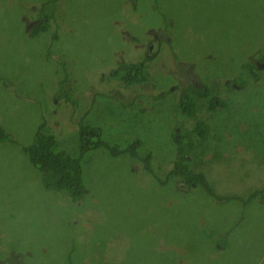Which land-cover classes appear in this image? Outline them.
I'll use <instances>...</instances> for the list:
<instances>
[{
  "label": "rangeland",
  "instance_id": "1",
  "mask_svg": "<svg viewBox=\"0 0 264 264\" xmlns=\"http://www.w3.org/2000/svg\"><path fill=\"white\" fill-rule=\"evenodd\" d=\"M45 1L0 0V264H264V195L251 196L264 189V0H56L40 30ZM124 62L148 79H112ZM180 65L215 109L205 98L183 112L200 87ZM43 124L79 161L77 199L45 189L25 152ZM85 126L107 147L81 156ZM174 130L213 195L160 184L180 154ZM135 141L137 156L115 155Z\"/></svg>",
  "mask_w": 264,
  "mask_h": 264
},
{
  "label": "trees",
  "instance_id": "2",
  "mask_svg": "<svg viewBox=\"0 0 264 264\" xmlns=\"http://www.w3.org/2000/svg\"><path fill=\"white\" fill-rule=\"evenodd\" d=\"M56 0H46L39 7V17L41 19V25L38 27L40 30L49 28L48 19L51 15L48 13L49 7L54 6ZM136 0H132V2ZM157 1V0H156ZM36 31V30H35ZM150 59V58H149ZM264 61V57H263ZM124 67H123V66ZM145 64L132 65L121 63L119 69L110 73L111 78L120 80L125 84H134L144 82L148 79L145 73ZM194 91H197L193 93ZM185 99L182 102L183 112L192 117L196 113L197 98H205L209 100L208 109L212 111L216 108V100L210 98L208 93H202L193 87H188L185 93L182 94ZM194 96H198L196 99ZM206 100V99H205ZM222 106L221 103H219ZM204 122H197V128H194V135L200 132H204ZM47 127L45 124L41 125L37 131L33 142L25 148V152L29 157L31 163L36 166L43 174V187L47 190H54L58 192H64L68 196L76 199L84 194V186L82 184L81 174L79 172L78 160L71 158L70 156L60 152L58 141L53 136L47 134ZM102 131L99 128L82 127L80 129V153L81 156L88 153L91 150H97L101 147H105L106 144L101 141ZM187 134H183L181 130L172 131V139L177 143V152L180 154L174 158L173 169L167 174L165 180H160V184L167 185L174 178L185 182L188 186L193 184L196 187L203 188L208 194L213 195V184L210 183L204 173H196L190 168L191 158L186 159V155H189L193 150V147H184L179 145L181 139L187 138ZM185 137V138H184ZM9 135L5 132V129L0 125V142L9 140ZM189 140H191L189 138ZM141 142H133L128 150H116L115 155L129 153L132 156H137L136 147ZM107 147V146H106ZM183 148V150H182ZM139 159V158H138ZM140 162L144 171L152 172V163L150 162V156H144L140 158ZM78 166V167H77ZM79 168V170H78ZM260 194L264 195V189L254 191L252 193L253 198H257ZM230 198L239 199V196H231ZM221 199V198H220ZM5 260V259H4Z\"/></svg>",
  "mask_w": 264,
  "mask_h": 264
},
{
  "label": "flooded vegetation",
  "instance_id": "3",
  "mask_svg": "<svg viewBox=\"0 0 264 264\" xmlns=\"http://www.w3.org/2000/svg\"><path fill=\"white\" fill-rule=\"evenodd\" d=\"M160 32H161V35H153V38L156 39V40H166L167 41L168 40L167 34L164 33L163 30H160ZM153 48H154V45H151L149 47V51H151ZM148 57L151 58L152 56L148 55ZM262 63H264L263 58H261L259 61L256 62V66L257 67H261L263 69L264 68V64H262ZM178 70H179L180 75L183 78H184V76L186 78H188L189 75L192 76L191 83H192L193 86H197V87L201 86L200 82L197 79H195V73H197V71H196L194 66L183 67V65H180ZM176 79H177V77H176ZM176 82H177V85L179 87H181V85H182L181 81H177L176 80ZM227 84H229V82ZM184 93H185V90H184ZM198 99H202V98H197V101H198ZM190 168H191V170H193L196 173H202V172H197L196 170H194V166L191 164V162H190ZM174 181L177 182V183L179 182L180 184H182L184 191H188V190H192L194 188H197L196 185H194V184L192 186H188L185 182H183V181H181L179 179H176V178H174ZM175 182H172V183H175Z\"/></svg>",
  "mask_w": 264,
  "mask_h": 264
},
{
  "label": "clouds",
  "instance_id": "4",
  "mask_svg": "<svg viewBox=\"0 0 264 264\" xmlns=\"http://www.w3.org/2000/svg\"><path fill=\"white\" fill-rule=\"evenodd\" d=\"M46 2V1H45ZM51 10H54V6H50L49 7V10H48V13H49V11H51ZM38 14H39V11H38ZM50 14V13H49ZM50 15H52V14H50ZM38 21H39V24L38 25H36L37 27H39L40 25H41V19H40V17L38 16V18H36ZM32 25H34V22L32 23ZM228 82H229V84L228 85H233V81H231V80H228ZM201 83L202 82H200V85H201ZM200 87V89H198V90H203L204 88L202 87V86H199ZM205 100V99H204ZM197 105H198V101H197ZM203 122V121H202ZM206 178H207V176H206ZM207 180H208V178H207ZM209 181V180H208ZM74 199V198H73ZM77 199V198H76ZM2 262H5L6 261V264H14V261H13V258H11V257H6L5 258V260H1Z\"/></svg>",
  "mask_w": 264,
  "mask_h": 264
}]
</instances>
